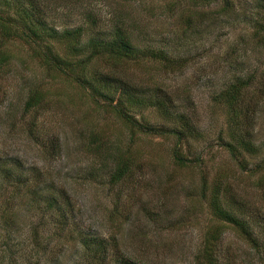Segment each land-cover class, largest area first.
Masks as SVG:
<instances>
[{
	"label": "rangeland",
	"instance_id": "374dc122",
	"mask_svg": "<svg viewBox=\"0 0 264 264\" xmlns=\"http://www.w3.org/2000/svg\"><path fill=\"white\" fill-rule=\"evenodd\" d=\"M89 14L104 31L123 26L135 47L169 53L166 67L124 58L121 68L141 88L159 86L149 94L166 93L164 108L146 98L127 122L112 109L119 93L109 103L78 84L87 53L51 35L88 23ZM0 15L14 30L8 40L0 32L11 55L0 68V264H97L90 250L100 239L107 264H212L204 247L218 225L214 264H264V0H0ZM60 57L72 71L56 65ZM250 76L239 97L251 103L260 90L259 110L248 113L252 125L243 117L231 130L241 101L232 105L230 85ZM35 92L40 105L27 110ZM236 130L248 131L254 150L234 154ZM113 145L131 166L116 183ZM20 172L28 187H18ZM216 185L227 186L222 204L250 237L214 214ZM52 198L58 209H49Z\"/></svg>",
	"mask_w": 264,
	"mask_h": 264
},
{
	"label": "trees",
	"instance_id": "16d2710c",
	"mask_svg": "<svg viewBox=\"0 0 264 264\" xmlns=\"http://www.w3.org/2000/svg\"><path fill=\"white\" fill-rule=\"evenodd\" d=\"M22 1V0H21ZM203 2L210 5V2L212 0H202ZM230 0H226V3L229 4ZM21 3V2H20ZM33 5V3H31ZM19 13L26 15V19H29L33 16L32 9L30 8H23ZM6 20L7 18L0 15V32L1 35L4 36L7 40L10 38V35H14V30H11V27L7 24ZM86 24H81L79 26H76L74 28H64L59 33L56 31V34L52 33L51 35L53 40L58 41L57 34L59 36V40L66 41L72 48L75 50V52H79V54L87 53L88 58L85 61L78 62L80 65V71L78 78V84L86 87L89 86L93 91L99 93L104 100L110 101L109 103L113 102L114 96L116 93H119V100L118 103L112 106V109L114 113L121 119L127 121V122H134L133 113L131 112L130 107L133 105L136 106H142L146 98L151 99L150 92L157 91L159 93V86L157 85H150L148 89L141 88L139 85H136L133 83V76L127 75V73L122 70L123 60L124 58L130 60H138L146 58V62L148 60H151L153 63H155L156 67L157 65L166 67L167 64H171L172 57L169 55V53L162 47H152V46H143V47H135L132 44V33L127 31L123 28V26L114 25L111 30L104 31L100 28L98 19L89 14L87 18ZM54 30V29H53ZM93 31L92 34L88 35L87 42L82 44L83 36L89 31ZM25 34H30V32L26 31ZM24 34V35H25ZM34 37H40L41 39H45V37L40 36V33H38V30H34L31 33ZM45 34V33H44ZM49 35V34H48ZM4 40V39H3ZM6 40V42H7ZM9 50L5 48L0 49V68L5 66V64L9 61V57L11 56L8 52ZM51 59V58H50ZM57 60L56 65L63 66L65 69L72 71V63H70L69 60H64L61 57ZM93 60L96 61L93 69V75H88L89 67ZM178 64L177 67L182 65V61L177 60ZM166 64V65H165ZM154 65V66H155ZM109 69V70H107ZM106 70V71H105ZM123 74V75H122ZM87 76V77H86ZM253 80V77H239L233 83L230 85V93L229 100H231L232 105L235 106L236 100H240L241 103L236 107V109H233V113L231 115V121L229 123L230 128L232 130L233 126L237 125L239 123L240 118L247 117L250 120V123L252 125V121L254 117L248 116V113L252 112L253 115L256 114L259 110L257 104L259 99V93L260 90H256L251 98H253L256 103L248 102V99L245 100V97H239V91L241 92L242 88H245V84L251 83ZM244 86V87H242ZM242 87V88H241ZM260 89V88H259ZM228 90V92H229ZM163 92V91H162ZM227 92V91H226ZM164 93V92H163ZM159 94V96L154 100L156 104H159L164 108L166 104H168V101H170L169 98L165 96L164 94ZM225 93V92H224ZM222 95V94H221ZM223 96V95H222ZM41 96L39 93L35 92L30 95L28 100L26 101V109L30 110L32 108H36L40 105ZM251 100V99H250ZM239 118L237 119V117ZM248 120V121H249ZM141 127V126H140ZM151 128L150 130L154 131V128L152 126L143 125V128ZM141 127V129L143 130ZM144 131V130H143ZM237 131V130H236ZM245 132V133H244ZM95 135V134H94ZM94 135L92 137H94ZM233 136L239 142L241 147L237 145L236 148H233L234 154L236 155V151L242 152V148L244 149H253L256 147L255 143L252 142L251 139H248V131L246 133V130H243V134L241 131H237V134L233 133ZM95 140H99L98 136L95 135ZM93 138V139H94ZM230 143V142H229ZM114 147V155L116 157V165L114 169V173L111 175V181L116 183L121 181L125 176L129 175L131 172V166H130V156L128 154H125L124 151H121L120 145H113ZM232 146V145H231ZM112 148V149H113ZM174 157L175 160L181 165L184 163H187L186 160L187 156H184L183 153H181L180 150L175 149L174 151ZM22 172L18 173L17 175V185L19 188H22L23 185L27 186V183L22 179ZM8 182H10V179L7 177ZM36 187L41 188L43 185L39 183L36 185ZM32 189V188H31ZM214 193L212 197V205L215 209L214 214L219 216H224L229 222L235 223L238 226H243V229L248 233L250 237V231L243 223L244 221L237 218V216L233 215L228 209H226L222 204L221 194L224 197L226 193L227 186L223 185L222 187L216 185L214 188ZM49 209H58L59 208V202L57 199H48L47 201ZM65 222V221H64ZM224 224V223H222ZM222 227L221 225H218L216 227L215 233L211 236V238H208L206 240V244L209 246L204 247V255L205 258L208 260V262L214 264L215 258L213 256V251H211L212 245L215 240L219 238V236L222 233ZM212 233V232H210ZM255 241V245L258 246L257 241ZM91 244V243H90ZM108 243L105 240H97L96 245H92L90 250L91 253V262H96L97 264H107V254L108 251L106 250ZM210 251H209V249ZM124 264H137L133 263V261H130L129 259L124 260Z\"/></svg>",
	"mask_w": 264,
	"mask_h": 264
}]
</instances>
